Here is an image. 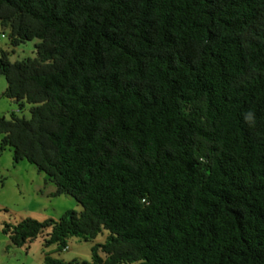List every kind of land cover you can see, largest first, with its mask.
<instances>
[{
    "label": "trees",
    "instance_id": "1",
    "mask_svg": "<svg viewBox=\"0 0 264 264\" xmlns=\"http://www.w3.org/2000/svg\"><path fill=\"white\" fill-rule=\"evenodd\" d=\"M0 25L38 39L0 48L29 113L0 114V148L81 206L4 222L11 243L104 228L89 264H264V0H0Z\"/></svg>",
    "mask_w": 264,
    "mask_h": 264
},
{
    "label": "rangeland",
    "instance_id": "2",
    "mask_svg": "<svg viewBox=\"0 0 264 264\" xmlns=\"http://www.w3.org/2000/svg\"><path fill=\"white\" fill-rule=\"evenodd\" d=\"M6 31L0 25V47L7 50L10 60L35 54L34 42L37 38L23 39L11 45ZM4 85V77L0 75V114L8 116L9 111L15 110L17 105L1 94ZM16 113L28 117V104L25 103ZM53 189L54 183L46 178L43 171L37 170L33 163L24 158L14 161L10 146L0 148V264H41L45 252L64 260L74 259V264L89 260L90 245L102 241L106 229L102 228L91 239L69 235L65 239V247L61 249L56 248L55 242L44 244L47 229L21 245L11 243L2 232L4 222L14 223L25 216L57 218L65 209L80 210L81 206L74 197L66 193L53 195L50 193Z\"/></svg>",
    "mask_w": 264,
    "mask_h": 264
},
{
    "label": "clouds",
    "instance_id": "3",
    "mask_svg": "<svg viewBox=\"0 0 264 264\" xmlns=\"http://www.w3.org/2000/svg\"><path fill=\"white\" fill-rule=\"evenodd\" d=\"M244 120L250 127H254L256 123L255 113L249 110L248 112L244 114Z\"/></svg>",
    "mask_w": 264,
    "mask_h": 264
},
{
    "label": "water",
    "instance_id": "4",
    "mask_svg": "<svg viewBox=\"0 0 264 264\" xmlns=\"http://www.w3.org/2000/svg\"><path fill=\"white\" fill-rule=\"evenodd\" d=\"M75 264H89V263H86V262H76Z\"/></svg>",
    "mask_w": 264,
    "mask_h": 264
},
{
    "label": "crops",
    "instance_id": "5",
    "mask_svg": "<svg viewBox=\"0 0 264 264\" xmlns=\"http://www.w3.org/2000/svg\"><path fill=\"white\" fill-rule=\"evenodd\" d=\"M1 48V47H0ZM5 86V85H4ZM4 86H3V88H4ZM3 90V89H2ZM2 92V91H1ZM2 94V93H1ZM8 99H10V98H8ZM12 102H14V100H12V99H10ZM17 108V107H16ZM16 111H17V109H15Z\"/></svg>",
    "mask_w": 264,
    "mask_h": 264
}]
</instances>
